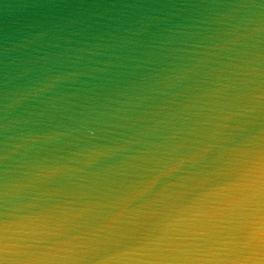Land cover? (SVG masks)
<instances>
[{
	"label": "clouds",
	"instance_id": "9594fccd",
	"mask_svg": "<svg viewBox=\"0 0 264 264\" xmlns=\"http://www.w3.org/2000/svg\"><path fill=\"white\" fill-rule=\"evenodd\" d=\"M14 103L0 264H264V3L208 6L111 87L43 75Z\"/></svg>",
	"mask_w": 264,
	"mask_h": 264
},
{
	"label": "water",
	"instance_id": "95a60500",
	"mask_svg": "<svg viewBox=\"0 0 264 264\" xmlns=\"http://www.w3.org/2000/svg\"><path fill=\"white\" fill-rule=\"evenodd\" d=\"M221 2L0 0V123L11 125L20 110L14 101L21 87L36 84L43 75L108 87L122 82L152 46L199 23L208 6ZM61 90L60 85L54 89L57 94ZM122 132L135 138L137 128ZM11 136L10 127L0 128V149L10 146Z\"/></svg>",
	"mask_w": 264,
	"mask_h": 264
}]
</instances>
